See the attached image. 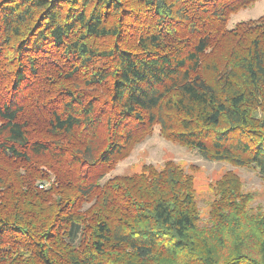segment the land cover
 <instances>
[{"label":"trees","instance_id":"obj_1","mask_svg":"<svg viewBox=\"0 0 264 264\" xmlns=\"http://www.w3.org/2000/svg\"><path fill=\"white\" fill-rule=\"evenodd\" d=\"M257 1L0 0V264H264L235 175L202 232L184 167L105 179L157 127L264 176Z\"/></svg>","mask_w":264,"mask_h":264},{"label":"rangeland","instance_id":"obj_2","mask_svg":"<svg viewBox=\"0 0 264 264\" xmlns=\"http://www.w3.org/2000/svg\"><path fill=\"white\" fill-rule=\"evenodd\" d=\"M264 14V0H258L253 6L243 9L231 16L229 27L238 22L257 19ZM174 162L184 167L194 178L199 216V230L212 227L210 215L211 203L215 196L213 186L229 174L240 180L243 192L253 197L250 203L252 213L264 212V176L252 166H236L229 162L206 159L195 149L185 147L178 142L164 138L157 127L153 135L133 148L131 153L121 159L110 170L105 179L115 175L134 174L142 171L145 165L162 168L167 162ZM227 240V239H226ZM155 264V262H153Z\"/></svg>","mask_w":264,"mask_h":264},{"label":"built area","instance_id":"obj_3","mask_svg":"<svg viewBox=\"0 0 264 264\" xmlns=\"http://www.w3.org/2000/svg\"><path fill=\"white\" fill-rule=\"evenodd\" d=\"M40 186L43 187V184H41Z\"/></svg>","mask_w":264,"mask_h":264}]
</instances>
